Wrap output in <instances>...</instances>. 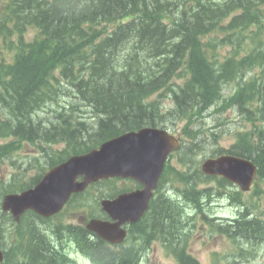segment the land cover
Returning <instances> with one entry per match:
<instances>
[{"label": "trees", "instance_id": "1", "mask_svg": "<svg viewBox=\"0 0 264 264\" xmlns=\"http://www.w3.org/2000/svg\"><path fill=\"white\" fill-rule=\"evenodd\" d=\"M21 2L20 9H31L32 0ZM235 2L237 7L243 9L245 17L251 13L254 0ZM161 6L162 0H53L40 10L38 27L46 36L45 40L42 45H33L29 54L20 55L15 59L13 74L5 83V92L10 97L9 102L4 103H9L8 121L14 130L27 132L32 136L41 133L37 129H30L32 125L29 124L26 127L19 126L18 121H27L32 112L37 111L45 102L52 101L56 95L53 93L58 91L56 88L62 81L73 88V91L59 90L63 97L67 95L68 99L76 96L75 100L83 102H80L79 107L85 105L86 111L91 115L101 117L94 130L91 127L84 128L82 123L80 128L77 126V129L71 130L65 136L67 141L71 142L73 139L75 142L86 143L95 137L111 135L119 129L142 123L153 116L150 110L143 106L145 96H153L170 87L165 86L174 78L177 66H182L186 57L189 59V75L185 74L188 76L186 87L173 97L176 111L184 115L196 106L214 101L219 84H216L210 68L198 52L201 48L216 52V45L201 46L198 38L213 28L214 33L217 30V26H214L215 19L212 18L215 12L212 13L213 11L209 10L210 5H207L203 6L205 10L202 8L196 11L195 15L189 16L191 20L180 14L179 23L165 30L158 15ZM113 14L118 17L127 14V18H137L138 25L127 24L122 34L104 42L102 50H96L99 48L93 46V43L101 39L103 32L100 34L94 28L96 24L110 20ZM161 15L167 16H164V13ZM154 19L156 24L152 23ZM84 24L87 25L86 29H83ZM143 29V33H138ZM131 39L142 41V59L140 62L136 61V64H130L126 74H118L116 69L124 66L118 58L119 53H126ZM213 39L218 41L216 36ZM160 64H163V67ZM161 68L165 70L164 76ZM221 68L223 79L231 80L235 69L228 65ZM55 71H59L60 79L54 75ZM129 76L132 79L128 80ZM18 81L22 82L23 86L17 85ZM28 83L33 85L26 91ZM192 86L194 89H191ZM190 89L194 93L189 97ZM258 90L263 94L264 101V80L259 84ZM28 92L30 94H27ZM70 92L74 96H70ZM26 101L29 102L27 107L24 106ZM66 107L75 108L74 105ZM117 111H120L121 115ZM125 113L129 115L123 117ZM263 113L264 108L262 115ZM236 154L253 157L257 161L259 171L264 175L263 138L257 148L243 141L236 148ZM169 215L168 205L164 207L162 204L152 220L153 227L162 224L158 219L163 216L166 221ZM247 224L249 223L236 222L234 230L245 235L250 230L246 228ZM169 233L165 237L167 241L172 232ZM104 258L108 261L107 264H132L134 261L133 257L124 258L123 261L118 257H109L108 260L105 254L100 252L99 260Z\"/></svg>", "mask_w": 264, "mask_h": 264}, {"label": "rangeland", "instance_id": "2", "mask_svg": "<svg viewBox=\"0 0 264 264\" xmlns=\"http://www.w3.org/2000/svg\"><path fill=\"white\" fill-rule=\"evenodd\" d=\"M215 10V9H214ZM25 11L24 8L21 9V11H19V16L17 19V24L18 27L20 25H22L24 23L23 18H25L24 15ZM195 15V11H189L185 13V18L187 20H191V17L189 16H193ZM221 18H223V14L221 15ZM243 30H244V26L242 24V21H240V24L237 22L236 24H230L222 33L220 36L222 35H228L230 33H234V34H243ZM34 30H32L31 28H28V30L26 31V33L24 34V40L25 41H30L33 38L34 35ZM257 34L261 35V32L258 31L256 32ZM16 34H17V29H13V31L10 34L9 38H0V49L1 54L3 56V60L5 63L11 62V58H10V54L8 52V48L10 43H12L14 40H16ZM212 36L214 35V30L213 32L210 33V35L206 36L205 38L201 39L202 44H207V45H217L219 46L220 43L218 41H215L213 39ZM262 36V35H261ZM263 50H264V46H263ZM262 50V51H263ZM202 53L204 54V56L206 57V59H208L209 63L211 64L212 67H215L216 69L219 66H231L234 69H239V70H245L246 72L250 73L252 72V70L254 68L248 67L247 65H245L244 63L238 61V58L242 55L241 51L234 45H232L231 43H226L223 46H221V51L220 52H213L210 49H201ZM258 53L254 54L255 60L259 61L260 60V55H257ZM224 57L227 58V60H224ZM214 59V60H213ZM141 61V59L139 60V62ZM214 62L216 63L214 65ZM161 67H163V64H160ZM164 69V68H163ZM163 69L161 70L163 73ZM262 71V70H260ZM259 71V72H260ZM258 76V75H257ZM219 77H221L220 79V84L217 87V93H219L220 91H222L232 80L230 79H223V72L221 75H219ZM248 80L245 76L241 77L238 80V83L240 86H245V83H247ZM178 84L181 83V81H177ZM25 84V83H24ZM27 84V83H26ZM17 85L19 86H23V83L18 81ZM31 85L28 83V86L26 88V91L28 90L29 87H31ZM174 86H171L165 90H162L160 92H158V94L160 95V100H159V104L160 105H164L166 106L168 103V98H169V92H170V96L173 100V95L174 93H177L178 91H176L177 87L173 89ZM68 90V91H73V88L70 87V85L68 83H66L64 81V84H59V87L56 88V90L53 93V95L56 93L54 99L52 101H47L44 104L41 105V107L37 110V111H41L44 112L45 114L48 115L49 118H54L57 116L63 117L66 115L67 112H69V116H74V118H76L79 123L83 124L84 128L89 129L91 127L92 130H94L96 128V123H97V119H94L95 117H88L87 115L90 114L89 111H86V106L84 105V107H79L80 102L82 101H77L74 98H76V96L74 98L70 97V96H74L72 94V92H70V98H68L66 100V96L65 95V99L61 100L63 98L62 93L59 90ZM191 89H194V87L192 86ZM189 90V97L190 95H193L194 91ZM27 94H30L29 92ZM52 95V96H53ZM30 96V95H29ZM245 96V95H244ZM244 96L238 97L236 99H232L229 97L228 102L233 104L236 102H241V103H245V99ZM75 100V101H74ZM217 102V98L214 99V101H212V105L210 103H206L207 105L204 106V108L206 109L205 113L203 112V114H199L201 115L202 118L200 117H196V120H200L203 122V124L205 125V128H210L214 125V129H221L222 127H227V126H220L218 124H216L217 120H216V115H213L215 112L214 108V104ZM83 103V102H82ZM29 105V102L26 101L25 103V107H27ZM67 105H74V109H71V107H66ZM174 106V104H173ZM149 109H151L153 112H157V108L154 106H150L148 107ZM175 108V106H174ZM150 110V112L152 113V111ZM202 111V110H201ZM119 113V115H121L120 111H117ZM63 114V115H62ZM153 114V113H152ZM197 114V113H195ZM37 115L36 112H32L29 117L28 120L25 121L26 123H28L29 125H32V127H30V129L33 128V130H38L40 132H43L44 128L41 125L40 127L37 126V118H34ZM129 114H123L124 116H128ZM249 118L254 119L256 117L255 114L253 113H249L248 114ZM34 118V120H33ZM204 118V119H203ZM260 118L261 120L264 122V115H262V112L260 114ZM177 120L176 117L174 115H168L166 118V121L168 120ZM65 120H67V118H65ZM74 124V126L77 128V125L75 122H72ZM258 125L256 123H249L246 125V127L248 128L247 132H249L253 127H258ZM263 128V134H264V123L262 124ZM80 128V127H78ZM187 126L184 123H180L178 124L176 127H174L176 132H180L183 131V129H186ZM181 133V132H180ZM215 134V132H213V135ZM225 135L223 134L222 139H220L218 147L219 148H227L231 142L229 140H224L225 139ZM36 138V137H35ZM213 137L210 138V141L212 140ZM264 139V137H263ZM199 142L197 143V146L199 147L200 144L203 143L202 140H198ZM1 142V141H0ZM190 143H192V141L190 140ZM189 143V147H191L192 145ZM211 146H213V144H208L207 147H205V151H200V150H196V148L189 150L188 153H185L181 160L178 161V157L172 159L170 165L172 167H175L176 169H180V170H184V166L185 165H191L192 163L196 162L197 160H201L202 156H204V153L209 152V150L212 148ZM187 147H184L182 149H186ZM197 151V152H196ZM196 152V153H195ZM195 153V154H194ZM14 168L10 165L9 160L5 159V162H3L0 165V179H7L8 176L11 174V172H13ZM32 174V173H31ZM202 187H198V189H201ZM264 198V196H261ZM240 203H235V206L240 207V204L243 203L245 205L248 206V208L253 211V212H260L261 207L264 210V199H258V198H254L251 197L250 195H245L242 198H240ZM263 203V205H261ZM166 205H164L165 207ZM206 206H203L202 210L206 211L205 209ZM211 208V207H210ZM215 208H217L216 206H214L213 209L210 210H214ZM213 212V211H212ZM264 212V211H263ZM214 214V212H213ZM158 222L160 223H165L164 218L162 216V219H158ZM239 222L241 223H248L246 222L244 219L239 220ZM236 224V222H234L231 226H229L228 229V234H230L233 238H236L237 235H234L235 230H234V225ZM149 225V224H148ZM252 226V224L246 226L247 229H250V227ZM261 226V225H259ZM169 227L167 226L166 228V232L168 234ZM250 231V230H249ZM252 232V231H250ZM176 233L173 232L169 238L172 241L175 237ZM264 235V230H262L259 234H255V236L258 238L259 236H263ZM203 239L201 237V235L198 234V230L195 233V238L193 240L190 241L189 243V249L191 250L193 256L201 263V264H212L211 260H215V264H221V262H219V260L217 259L219 255H221L222 253H224L228 248H230V245L217 237H212L209 234H204L202 233ZM257 238H250L251 242H254ZM36 237H34V242H35ZM238 240V239H235ZM242 242V241H239ZM40 249H42V247H40ZM261 251V250H260ZM258 261H264V252L259 253L258 256ZM147 264H172L169 261L166 260V257L164 255L163 252L160 251V249L158 248V244L153 243L150 247V251L148 253V262ZM232 264H238V263H232ZM264 264V263H262Z\"/></svg>", "mask_w": 264, "mask_h": 264}, {"label": "water", "instance_id": "3", "mask_svg": "<svg viewBox=\"0 0 264 264\" xmlns=\"http://www.w3.org/2000/svg\"><path fill=\"white\" fill-rule=\"evenodd\" d=\"M171 145L168 147L170 149ZM154 150V148H153ZM167 152V149L164 150V154ZM124 161H134L135 157L131 156L129 152L123 151L121 154ZM225 166V163L221 162L218 173H223L226 178H232L234 171H230L231 164L227 163L225 172L222 171V167ZM74 171L72 169H67L65 171L59 170L55 172L53 179L42 183L37 190L29 192L25 197L13 198L10 200V205L14 209H18L21 206L29 205V207L36 209L41 201L46 197L47 202L51 205H54L57 200L64 198V196L69 191L71 181L73 178ZM37 191V192H36ZM57 204V203H56Z\"/></svg>", "mask_w": 264, "mask_h": 264}, {"label": "bare ground", "instance_id": "4", "mask_svg": "<svg viewBox=\"0 0 264 264\" xmlns=\"http://www.w3.org/2000/svg\"><path fill=\"white\" fill-rule=\"evenodd\" d=\"M195 13H196V11H195ZM181 15H184V18H185V13H181ZM186 19V18H185ZM220 19H221V16H220ZM213 30H214V28L209 32V33H207V34H205V35H202V36H200L199 38H198V41H199V43L201 42V39H203V38H205L206 36H208V35H210V33L211 32H213ZM121 54H124V53H119V55H121ZM198 54H199V56L200 57H202L203 59H204V63L210 68V70H211V74L213 75V77L216 79V84H220V79H221V77H219V75H221L222 74V72H223V69L221 68V66H219L217 69L215 68V67H212L211 66V64L209 63V61H208V59H206V57L204 56V54L202 53V51L200 50L199 52H198ZM118 58H119V56H118ZM214 60V59H213ZM216 63L214 62V65H215ZM239 80V79H238ZM171 86H173V85H170V87ZM245 86H246V83H245ZM241 87H244V86H241ZM169 88V87H168ZM183 87H180V86H178L177 87V89H176V91H179V90H181ZM162 91V90H161ZM160 92V91H159ZM176 94H178V92L177 93H174V95H176ZM174 95H173V97H174ZM145 103V102H144ZM212 102H210V104H211ZM238 103H241V102H236V104H238ZM173 104H174V106H175V108H174V110H175V114H174V116L176 117V119H178L180 116H183L180 112H177L176 111V105H175V103H174V101H173ZM208 104V103H207ZM207 104H204L203 106H202V104H201V106H199V107H194L193 108V110H191V111H189L188 113H192V114H195V113H197L198 112V108H199V110L201 111L202 109H203V107L204 106H206ZM212 105V104H211ZM72 109V108H71ZM147 110H151V109H149V108H146ZM152 111V110H151ZM152 113H153V116L154 115H156V112H153L152 111ZM263 115H264V113H263ZM88 117H93V115H91V114H88L87 115ZM94 119H97L96 121H98V120H100L101 119V117L99 116V118L97 117V116H95V118ZM75 129H77L75 126H74V129H72V130H75ZM125 129V128H124ZM68 135V134H67ZM32 136V135H31ZM40 136H42V134L40 133V134H38V135H33L32 137H40ZM74 136V135H73ZM64 141L66 142V145L69 147V148H79V147H81V146H83V145H85V144H87L88 142H86V143H82V142H75L73 139H71V142H69V141H67V137H64ZM189 143H190V139H189ZM184 147H187L188 148V145H186V146H184ZM198 147V146H197ZM183 148V147H182ZM181 148V149H182ZM158 211V210H157ZM157 211H155L154 213H153V215H156V213H157ZM153 220V219H152ZM152 220H150L149 221V225L150 226H153L152 224H153V221ZM239 222V221H238ZM247 225H250V224H247ZM246 225V226H247ZM262 230H264V228L262 227V226H259L258 224H252V226L250 227V231H252V232H250V231H247V233L244 235V234H242V233H239V232H237L236 230H235V233H234V235H237V237L236 238H234V239H238L237 241H246L247 239H249V238H257L256 236H255V234L257 235V234H259ZM36 237H37V239L38 240H36V242H38V241H40L42 244H44L45 245V240H46V237L44 236V234H42V232H40V231H37L36 232ZM167 240V239H166ZM168 241H171L170 240V238L168 239ZM48 244H46L45 245V247L46 248H48ZM50 262H51V264H68L58 253H52V255H51V259H50ZM132 264H134V261H133V263Z\"/></svg>", "mask_w": 264, "mask_h": 264}]
</instances>
